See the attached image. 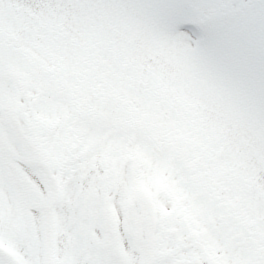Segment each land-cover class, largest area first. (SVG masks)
I'll return each mask as SVG.
<instances>
[{"label": "snow or ice", "instance_id": "6c2138e0", "mask_svg": "<svg viewBox=\"0 0 264 264\" xmlns=\"http://www.w3.org/2000/svg\"><path fill=\"white\" fill-rule=\"evenodd\" d=\"M0 264H264V0H0Z\"/></svg>", "mask_w": 264, "mask_h": 264}]
</instances>
